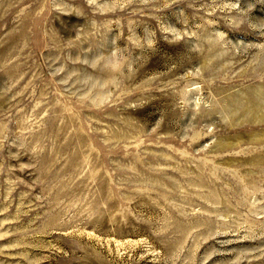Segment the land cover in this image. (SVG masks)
Listing matches in <instances>:
<instances>
[{
  "label": "rangeland",
  "instance_id": "1",
  "mask_svg": "<svg viewBox=\"0 0 264 264\" xmlns=\"http://www.w3.org/2000/svg\"><path fill=\"white\" fill-rule=\"evenodd\" d=\"M0 264H264V0H0Z\"/></svg>",
  "mask_w": 264,
  "mask_h": 264
}]
</instances>
